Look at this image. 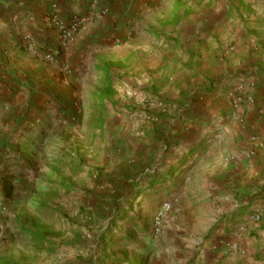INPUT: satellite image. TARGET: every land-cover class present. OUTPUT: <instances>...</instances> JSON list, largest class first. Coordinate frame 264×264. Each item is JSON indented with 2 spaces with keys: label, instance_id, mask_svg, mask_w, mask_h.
Returning <instances> with one entry per match:
<instances>
[{
  "label": "crops",
  "instance_id": "crops-1",
  "mask_svg": "<svg viewBox=\"0 0 264 264\" xmlns=\"http://www.w3.org/2000/svg\"><path fill=\"white\" fill-rule=\"evenodd\" d=\"M54 1L64 20L96 14L65 50L47 24ZM92 1L0 0V210L12 201H61L60 178L43 199V183L32 184L33 168L25 167L36 158L31 144L41 139L35 113L59 99V72L70 83L92 79L100 87L94 103L104 111L126 108L125 95L148 87L173 102L174 119L147 129L151 145L136 153L135 166L127 157L118 161L112 184L121 190L102 197L101 216L91 212L104 223L92 231L99 249L46 261L42 217L32 229L27 217L18 223L0 216V264H29L33 249L36 264H264V220H254L264 209V0H205L191 11L175 7L158 22L145 20L160 9L144 0H100L102 18ZM30 42L55 62L35 58ZM81 53L95 60L93 69L64 68L62 60ZM240 84L254 104L236 110L230 93ZM107 123L104 115L97 119ZM167 202L172 207L156 236L155 214ZM14 237L34 245L18 246Z\"/></svg>",
  "mask_w": 264,
  "mask_h": 264
},
{
  "label": "rangeland",
  "instance_id": "rangeland-1",
  "mask_svg": "<svg viewBox=\"0 0 264 264\" xmlns=\"http://www.w3.org/2000/svg\"><path fill=\"white\" fill-rule=\"evenodd\" d=\"M203 1L205 0H144L145 7L157 6L160 9L157 15H152L153 11L147 12L146 15L151 17L147 16L145 20L163 21L171 18L175 7L187 6L191 11L201 6ZM208 1L211 5L212 3L217 5L223 4L226 0ZM125 11L122 13L125 14ZM87 55L81 53L74 56L71 61L68 60L69 65L65 59L62 60L64 68L68 67L72 72L78 66L81 72L93 69L92 61L95 60ZM57 76L56 81L60 84L59 99L54 101L55 104L48 99L49 105L40 113H35L37 122L34 123V127L40 132L41 139L31 144L36 158L27 162L25 167L33 168L32 184L43 183L42 192L45 195L43 199L52 194V184L55 183L53 178L58 180L60 178L61 201L51 199L12 201V206L6 209L2 206L0 210L2 219L11 216L13 221L19 223L21 218L27 217L29 227L32 229H37V226L41 225L37 224V219L40 220L42 217L46 261L47 259L51 261L54 253V256L58 255L60 259H65L72 249H99L98 241L93 242L92 231H100L104 223L90 219L91 212L96 211V214L102 215L100 208L104 204L102 201H105L102 197L113 199L121 190L112 184L117 180L114 175L118 161L127 157L128 167L135 166L136 153L151 145L147 129L169 118L171 107L174 105L172 101L163 99L155 91L150 93V88L146 87L144 90L132 91L131 97L125 95L126 108L120 106V109L104 111L96 108L94 103L98 100L93 91H99L100 87L95 85L92 79L85 76L70 83L68 81L70 75L66 74V71L59 72ZM100 115L108 119L106 126L97 124ZM161 145V150H164L166 143L163 142ZM53 155L59 160L58 172L56 166L54 168L52 166ZM87 169L90 170V175ZM161 209L162 205L155 217ZM163 231L158 235L155 232L154 234L159 236ZM5 240L4 234L0 236V244L4 245ZM12 240L18 246L34 245L33 241L26 243L21 237H14ZM37 258V252L33 249L30 251L29 264H36ZM77 258L79 259L78 256Z\"/></svg>",
  "mask_w": 264,
  "mask_h": 264
},
{
  "label": "built area",
  "instance_id": "built-area-1",
  "mask_svg": "<svg viewBox=\"0 0 264 264\" xmlns=\"http://www.w3.org/2000/svg\"><path fill=\"white\" fill-rule=\"evenodd\" d=\"M100 0H93L91 2V9L99 14V17L107 16L106 10H98V3ZM95 13L92 12L90 15L82 16L79 14L72 15L68 20H64L59 12V3L54 1L51 5L50 13L47 16V24L58 34L59 37V49L65 50L72 44L77 35L84 29L85 25L88 24L95 18ZM28 52L32 53L35 58L41 59L46 63H54L55 56L52 53L43 52L42 49L38 48L33 43L26 45ZM230 100L233 107L237 110L245 103L248 105L254 104V99L246 94L245 86L243 84L237 85L230 93ZM253 142L257 141V138L252 139ZM171 203L167 202L162 205L161 211L156 215L154 219V232L160 234L163 230L164 215L171 210ZM254 220L260 223L264 220V209L259 211L255 216Z\"/></svg>",
  "mask_w": 264,
  "mask_h": 264
},
{
  "label": "trees",
  "instance_id": "trees-1",
  "mask_svg": "<svg viewBox=\"0 0 264 264\" xmlns=\"http://www.w3.org/2000/svg\"><path fill=\"white\" fill-rule=\"evenodd\" d=\"M108 68H111L110 65H107ZM6 191V195L9 196L11 193V189H9V185L5 187L4 189Z\"/></svg>",
  "mask_w": 264,
  "mask_h": 264
}]
</instances>
